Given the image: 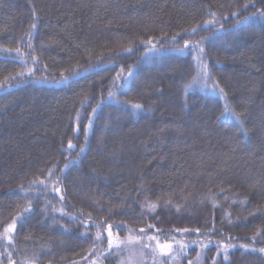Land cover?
Segmentation results:
<instances>
[{"label":"trees","instance_id":"16d2710c","mask_svg":"<svg viewBox=\"0 0 264 264\" xmlns=\"http://www.w3.org/2000/svg\"><path fill=\"white\" fill-rule=\"evenodd\" d=\"M259 12L0 0V264H117L109 226L172 244L163 264H264Z\"/></svg>","mask_w":264,"mask_h":264},{"label":"rangeland","instance_id":"374dc122","mask_svg":"<svg viewBox=\"0 0 264 264\" xmlns=\"http://www.w3.org/2000/svg\"><path fill=\"white\" fill-rule=\"evenodd\" d=\"M206 90L214 92V89L210 86L204 85ZM149 237H155V235L142 236L137 238L135 236H128L125 238L119 237L118 235H112V247L109 250H115L118 253L117 264H163L158 262L160 257L164 254H172L173 249L172 244H163L159 242L161 246L171 245V251L160 253L159 248H157V239H149ZM147 245V246H145ZM155 249V252L153 251ZM117 255V254H116ZM170 264H179L177 260L172 261ZM89 264H104L99 259L94 260Z\"/></svg>","mask_w":264,"mask_h":264},{"label":"snow or ice","instance_id":"6c2138e0","mask_svg":"<svg viewBox=\"0 0 264 264\" xmlns=\"http://www.w3.org/2000/svg\"><path fill=\"white\" fill-rule=\"evenodd\" d=\"M247 6H248V5H244V7H247ZM233 15H236V13H233ZM257 15H259V16L262 17V18H264V12H259V13H257ZM245 19H247V17H245ZM32 28H35V24L32 25ZM193 31H195V29H193ZM187 46H188V44H187V42H185V47H187ZM127 51H131V49H128ZM180 51H182V49H181ZM200 51L203 52V49H200ZM17 52H19V49H17ZM122 71H123V70H122ZM129 74H131V72H130ZM119 75H120V74L118 73V76H119ZM204 75H205V76H209L210 74H209L207 71H205V72H204ZM124 79H127V77H125ZM215 87H218V85H216ZM219 91H220L221 94H223V91H224V90H223L222 88H220ZM112 95H113V94L110 92V93H109V97L111 98ZM132 107H133L134 109H141L143 106H142L141 104H134V105H132ZM95 111H96V109H93V112H95ZM225 114H231V115H233V116L235 117V119H237V121H239V115H238V114H235V113L232 112L230 109H227V108H226L225 111H223V112L221 113V115H225ZM73 147H74V145H72L71 141H69V143H68V148L71 149V148H73ZM81 151H83V149H81ZM49 175H50V176L52 175L51 171L49 172ZM41 183L43 184V181H41ZM55 191L58 192L59 189L56 188ZM155 207H156L155 204L150 205V208L153 209V210L155 209ZM25 211H30V208H29V209H25ZM15 227H16V223L14 222L12 225L9 226V228L5 229V232H12V231L15 229ZM97 227H99V225H97ZM149 227H153V226H149ZM110 228H111V226H109V232H108V236H109V240H108L109 248L112 247V239H111L112 233H111V231H110ZM141 231L143 232V230H141ZM185 231H187V230H185ZM196 231H199V230L197 229ZM97 239H100V235H99V233L97 234ZM149 239H155V237H149ZM145 246H147V245H145ZM202 247H206V245H202ZM232 247H234V246L231 245V244L226 245V246L224 247V251H225V253H227L228 249H229V248H232ZM241 247H242V248H247L246 245H241ZM157 248H159V251H160V253H162V254L165 253V252H170V251H171V245L161 246V245L159 244V241H157ZM153 251L155 252V249H154ZM259 251L264 252V248H261ZM225 258H227V256H225Z\"/></svg>","mask_w":264,"mask_h":264}]
</instances>
